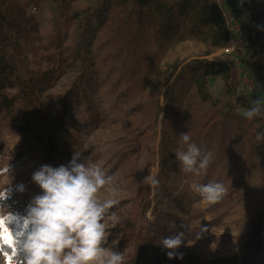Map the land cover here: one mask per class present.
Wrapping results in <instances>:
<instances>
[{"label":"rangeland","instance_id":"374dc122","mask_svg":"<svg viewBox=\"0 0 264 264\" xmlns=\"http://www.w3.org/2000/svg\"><path fill=\"white\" fill-rule=\"evenodd\" d=\"M97 1L81 0L76 8L83 9ZM257 5L264 8V0H258ZM27 15L34 16L46 33L55 28L52 0L30 5ZM89 27L96 30V36L85 66L58 71L48 89L39 94L48 106L47 96L76 91L65 128L51 140L36 132L34 118L22 104H17L10 114L0 111V169L10 165L9 174L0 175V190L10 187L12 193L3 206L20 216V211L42 194L32 179L33 173L44 165L68 166L79 153L80 162L90 158L106 175L114 177L119 189L120 203L115 207L119 208V223L109 229L107 245L113 251L125 258L134 249L130 244L118 246L122 239L120 224L134 222L137 231L152 235L155 227H179V219L184 229L178 228V232H184V243L174 263L164 260L157 264H210L235 255L251 222L264 210V155L254 147L258 141L251 143L250 139L257 124L250 127L253 119L245 117L246 110L230 91H244L253 101L251 93L244 90L246 82L240 73V65L249 63L244 34L235 37V53L226 55L223 50L228 46L219 48L185 32L182 39L171 43L149 86L140 91L121 63L112 66L109 52L113 44L105 43L109 30L98 29L93 19ZM228 61H234L235 74L213 79L210 98L202 101L193 84L203 73L197 64ZM173 101V109L168 111ZM185 133L191 143L211 153L209 165L200 176L182 172L175 155L177 150L187 148L180 139ZM150 175L159 181V187L153 188L145 181ZM193 182H221L227 192L220 202L210 205L192 191ZM145 187L153 189L149 204L147 197L139 196ZM162 187L167 188L166 193ZM106 195L102 193L101 198ZM133 208L136 212H132ZM5 226L13 237L23 230L22 223ZM0 264L15 263L0 249Z\"/></svg>","mask_w":264,"mask_h":264},{"label":"trees","instance_id":"16d2710c","mask_svg":"<svg viewBox=\"0 0 264 264\" xmlns=\"http://www.w3.org/2000/svg\"><path fill=\"white\" fill-rule=\"evenodd\" d=\"M39 1L0 0V111L10 114L17 104H22L34 118L36 132L42 136L52 140L57 131L68 125L69 105L77 98L76 91L71 89L64 94L47 96L48 106L39 94L48 89L58 71L85 66L96 36V30L89 27L91 19L97 21L98 29L105 27L109 30L105 43L113 44L109 52L112 66L121 63L129 80L140 91H145L159 60L171 43L182 39L185 32L219 48L229 46L232 36L225 12H230L242 27L239 36L244 34L249 56V63L240 65L241 76L246 82L244 90L251 93L253 101H264V8L257 5L258 0H226L224 6L217 0H98L79 10L76 5L81 0H52L57 22L50 33L43 30L34 16L27 15L28 7ZM228 62L197 64L203 73L193 84L202 101L209 100L213 79L235 74L234 61ZM230 91L235 93L236 100L245 110L253 106V101L244 95V91ZM173 106L174 101L168 106V111ZM255 124L257 127L251 134V143L257 140V134L264 133V118H253L250 127ZM254 147L264 155L262 140ZM162 189L166 193L167 188ZM152 193V188L145 187L139 196L147 197L149 204ZM27 208L20 211L21 217L27 215ZM118 210L113 208L111 211ZM132 212L136 209L133 208ZM176 222L179 227H155L152 235L148 231H137L134 222L131 225L120 224L118 229L122 232V239L118 246H134L124 258V264H157L164 260L174 263L159 241L162 237L174 235L178 228L184 229L179 219ZM21 231L14 235V246L16 235ZM0 249L15 263L6 244L0 243ZM209 263L264 264V210L251 222L248 234L235 255Z\"/></svg>","mask_w":264,"mask_h":264},{"label":"clouds","instance_id":"9594fccd","mask_svg":"<svg viewBox=\"0 0 264 264\" xmlns=\"http://www.w3.org/2000/svg\"><path fill=\"white\" fill-rule=\"evenodd\" d=\"M252 105L244 113L248 120L264 116V101L256 99ZM180 139L187 145L186 150L175 153L181 171L200 176L209 165L211 153L191 143L188 133ZM256 139L264 140V133L257 134ZM80 159L76 153L68 166L44 165L33 173L32 179L42 194L33 198L24 217L3 206L12 194L10 187L0 190V226L22 223L23 227L16 235L15 264H124V254L107 246L109 229L119 223V216L111 211L120 203L114 177L106 175L90 158L84 162ZM9 172V164L0 169V175ZM145 181L153 188L158 184L152 175ZM190 187L210 205L220 202L227 192L221 182H193ZM19 190L23 191V186ZM102 193L107 194L106 198H101ZM183 237L184 232L179 231L160 239L159 245L168 250L169 259L176 258Z\"/></svg>","mask_w":264,"mask_h":264},{"label":"built area","instance_id":"2783aa9c","mask_svg":"<svg viewBox=\"0 0 264 264\" xmlns=\"http://www.w3.org/2000/svg\"><path fill=\"white\" fill-rule=\"evenodd\" d=\"M217 2L221 6H224L226 0H217ZM35 10H36V8H34V11ZM225 17H226L227 26H228V29L231 33L232 38H231V43L229 44V46L227 48H225L223 50V52L226 55H230V54L235 53L236 49L238 48L236 46L237 38H235V37H237V35L241 34L242 27L240 26L239 23H237V21L235 20V17L230 12H225Z\"/></svg>","mask_w":264,"mask_h":264},{"label":"snow or ice","instance_id":"6c2138e0","mask_svg":"<svg viewBox=\"0 0 264 264\" xmlns=\"http://www.w3.org/2000/svg\"><path fill=\"white\" fill-rule=\"evenodd\" d=\"M0 229H2L3 232V234L0 235V240H2L3 243L11 249V255L14 256L16 252V246H14V237L12 232H10L9 228L5 225L0 226Z\"/></svg>","mask_w":264,"mask_h":264}]
</instances>
